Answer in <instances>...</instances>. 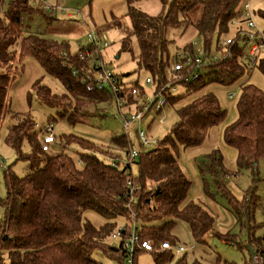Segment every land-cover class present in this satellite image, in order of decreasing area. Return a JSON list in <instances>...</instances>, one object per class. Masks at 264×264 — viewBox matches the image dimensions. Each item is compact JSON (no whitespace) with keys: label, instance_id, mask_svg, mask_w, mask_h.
<instances>
[{"label":"trees","instance_id":"obj_1","mask_svg":"<svg viewBox=\"0 0 264 264\" xmlns=\"http://www.w3.org/2000/svg\"><path fill=\"white\" fill-rule=\"evenodd\" d=\"M137 1L125 0L127 10L124 16L128 23L117 17L113 25L122 30L121 50L130 49V39L136 38L139 50L134 58L137 67L145 71V77L150 76L157 83L169 80L167 72L172 54L191 42L186 40L177 44L174 31L178 29L182 36L190 28L203 39L202 49L209 53L214 34L218 41L222 33L229 31L238 0H159L162 10L156 14L137 8ZM32 10L35 7L26 0H0V64L7 67L13 60V45L22 31L21 19ZM97 33L101 34L100 31ZM233 39V43L226 45L227 56L211 60L196 79L179 84L183 92L179 91L168 99V104H177L178 121L155 147L139 153L135 160L136 175L120 164L112 166L107 160L113 157L118 161L128 143L132 144L124 133L112 136L105 147L76 134H63L54 149L44 151L29 113H16V121L8 126L5 141L14 150L15 159L25 162L26 168L23 175L10 169L3 172L6 193L0 199L4 208L0 222V249L6 251L8 264H101L93 257L95 250L122 263L125 261L122 245L130 226L125 224L119 245L107 242L115 229L117 217L128 221L134 219L139 240L148 241L153 247H159L166 240L171 245L176 244L171 229L179 220L187 224L192 238L199 244H206V236L211 234L226 244L246 247L248 257L242 264H255L252 249L250 251L252 245H256L264 257V230L257 234L253 227L247 239L241 242L229 232L214 230L212 213L202 204L186 200L190 180L182 172L176 155L179 147L200 144L208 129L225 116V110L210 91L190 101L185 98L208 82L227 85L244 73L250 64L239 60L244 37L236 32ZM86 48L89 45H81L70 52L67 43L31 31L22 36L19 44L21 54L35 57L45 72L62 84V94L52 93L41 80H36L32 86L42 101L57 107L59 116H66L69 121H78L85 116L88 104H113V95L107 87L90 88L87 81H82L83 69L96 73V59L98 55L102 58L100 50L89 60H81L78 52ZM217 48H222L220 43ZM251 63L256 64L264 75V58L256 63L255 55ZM73 69L78 72L73 73ZM117 76L122 78L119 74ZM8 82L9 74L6 71L0 73V114L3 113ZM133 82L140 91L146 89L137 79ZM239 88L237 118L225 125L223 139L236 149L237 170L248 168L254 178L257 177V162L264 157V91L249 82L241 83ZM23 142L28 144V151L21 149ZM221 159L220 150H213L198 168L217 175L222 169ZM127 177H131L137 187L131 205L133 215L126 206ZM220 188L237 216L244 213L249 223L258 205V195L253 190L255 186L249 188L248 197L241 201L225 187ZM86 211H94L104 222L94 225L86 219ZM172 255L166 250L153 253V259L155 264H164ZM1 260L0 252V263ZM174 264L237 263L220 255H216L212 262L197 258L187 261L183 255Z\"/></svg>","mask_w":264,"mask_h":264},{"label":"rangeland","instance_id":"obj_2","mask_svg":"<svg viewBox=\"0 0 264 264\" xmlns=\"http://www.w3.org/2000/svg\"><path fill=\"white\" fill-rule=\"evenodd\" d=\"M46 2L53 7H63L64 10H44L38 8V4L35 3L33 5L35 10L24 14L21 19L22 31L13 45L15 49L13 60L7 67L0 64V73L6 71L9 74L3 113L0 114V199L4 198L6 193L4 170L10 169L17 175H23L26 168L25 162L15 159L14 150L5 141L8 126L16 121V113H29L39 136L42 134L41 131L44 126L49 123L52 124V134L55 141L50 144V147L53 149L58 145L57 143L63 134H76L97 146L105 147V145H109L112 136L123 133L121 120L114 117L117 114L114 103L98 102L88 104L85 116L78 121H69L66 116H59L57 107L50 106L42 101L32 86L36 80H41V83L46 85L54 94L64 93V88L56 78L45 72L35 57L20 53L19 44L23 35L30 31L37 32L42 36L67 43L70 52H74L81 45L87 44L88 31L92 30L96 33L100 31L109 43L106 47L100 45L102 59L115 73L119 74L124 80L137 79L139 83H143L146 76L145 71L137 67L134 58L139 50L136 38L132 37L130 39V49L121 50L122 30L113 25V21L117 17H122V20L128 23L127 17L124 16L127 10L125 0H46ZM246 2H249L255 25L254 29L248 30L252 33L257 30L256 36L262 40L256 51L257 63L260 58H264V0H238L235 11L241 9ZM135 6L150 14H156L162 10L159 0H139L135 3ZM4 9L5 7H3ZM67 13H70V15H67ZM179 32L178 29L174 31L177 44H183L186 40H190L196 42V49L203 48V39L192 33L190 28L186 29L182 36ZM235 35L234 26H229V31L222 33L218 41L216 40V34H214L209 44L208 56L219 58L225 53V47L218 49L217 43H221L226 37L233 38ZM254 42H256L255 39L246 40L239 60L250 64L234 82L227 85L214 81L208 82L201 89L186 96L185 100L190 101L205 92H212L216 96L220 107L225 110V116L218 124L208 129L200 144L186 148L179 147L176 153L182 172L190 180L186 200L200 203L212 213L214 230L218 233L229 232L241 242L247 239L253 227L254 232L257 234L262 233L264 230V157L257 162V177L253 178V174L248 168L237 170L236 149L224 142L223 131L225 125L237 118L236 103L240 96L239 86L241 83L249 82L264 91V75L256 64L253 65L246 56L249 46ZM146 89L149 91L150 86L146 85ZM178 90L184 91L181 86ZM74 103L73 100L72 106H74ZM175 106L177 104H167L158 113L151 109L142 117L139 125L145 131L147 137L155 140L153 143L144 145L138 142L134 136L136 124L130 127L128 130L133 147L139 151L149 150L155 147L157 141L161 140L164 135L169 134L178 121ZM159 118H163L162 123L158 122ZM21 149L28 151V144L23 142ZM216 149L220 150L222 154V169L219 174L212 175L206 171H200L198 168L199 163L205 160L207 154ZM98 155L102 154L98 153ZM107 160L109 159L107 158ZM132 173L137 174L136 163L132 164ZM253 186H255L253 189L255 194L258 195V205L254 209L253 218L248 223L244 213L237 216L234 208L228 203L226 194L220 187H225L227 192H230L237 200L241 201L244 197H248L249 188ZM3 214L4 208L0 203V222ZM84 215L87 220L96 226L104 222L103 218L94 211H86ZM115 222L116 229L117 226L127 224L128 220L124 217H117ZM171 233L175 237V243L185 247L184 252H172L173 255L169 259L172 264L183 255L186 256L187 261L197 258L208 262H212L216 255H220L223 258L235 261L237 264H242L244 259L248 257L246 247L238 248L226 244L217 236L211 234L206 236V244H199L192 238L187 224L179 220L173 224ZM107 242L114 245L116 240L108 237ZM157 248L158 246L154 247V249ZM0 252L2 256L0 264H8L6 251L0 249ZM154 253L161 252L154 251ZM93 257L101 264H128L125 261L118 263L114 258L104 256L100 250H95ZM133 264H155L153 253L144 250L136 251Z\"/></svg>","mask_w":264,"mask_h":264},{"label":"built area","instance_id":"obj_3","mask_svg":"<svg viewBox=\"0 0 264 264\" xmlns=\"http://www.w3.org/2000/svg\"><path fill=\"white\" fill-rule=\"evenodd\" d=\"M31 4H38V8L44 10H64L63 7H53L49 5L46 0H26ZM70 15V13H67ZM243 25V26H242ZM230 26H234L235 32L241 37H244V42L246 40L255 39L256 42L252 43L247 50V58L250 62L254 61L256 51L259 44L262 42L257 36L256 32L252 33L248 29H254L255 25L252 19V11L250 9L249 2H246L241 9L236 11L234 18L230 21ZM246 26V28H245ZM234 39L232 37H226L221 41L220 46L225 47L227 44L233 43ZM87 45L89 48L85 50H80L78 56L81 60H89L92 54H98L100 51V45L106 47L108 42L105 35L98 34L92 30L87 32ZM196 42L191 41L187 45L182 46L175 50L170 58V65L168 77L169 80L163 82L155 83L150 76L144 78L143 85L150 86V90L145 89L140 91L135 85L133 80H124L123 78H118L117 74L112 70L111 67L98 55L95 62V67L97 68L96 73L91 74L89 70L83 69L82 71V81H87V86L92 88H104L107 87L113 95V103L117 109V114L114 115L115 118L121 120L123 133L128 136L131 140L129 128L136 124L134 129V136L138 142L147 145L149 143L155 142L154 139L147 137L145 131L140 127V122L144 114L149 110H154L156 113L163 110V108L168 104V99L179 92V85L187 79H196L199 73L208 65L211 60H216L218 58L208 56V51L195 48ZM94 51V52H93ZM228 52L222 54L219 58L227 56ZM78 72L73 69V73ZM167 77V79H168ZM172 81V83H171ZM132 97V99L130 97ZM230 97V95H229ZM105 110V109H104ZM158 122L162 123L163 118H159ZM39 136L41 142V148L44 151H50V144L55 141L54 135L52 134V124H47L41 131ZM139 151L131 143H128L127 149L123 154V157L117 161L113 157H109V162L112 166L117 167L118 164L124 166L126 170L132 171V164L135 163L138 157ZM126 188L128 194L127 208L130 210L131 215V205L134 201V191L137 189L131 177L126 178ZM130 226L129 234L126 236L123 242V249L125 252V262L128 264H133L134 253L137 249H142L144 251H171L175 253H180L185 251V247L182 245H171L168 240L162 241L157 249L148 242L140 241L137 234V224L135 220L128 221ZM125 224L123 226H117L116 229L111 234V238L116 240L115 246L119 245L121 234L124 231ZM252 259L255 264H264V257L256 245H252ZM164 264H172L167 261Z\"/></svg>","mask_w":264,"mask_h":264}]
</instances>
